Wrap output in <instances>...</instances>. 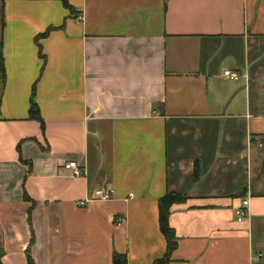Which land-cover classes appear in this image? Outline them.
<instances>
[{"label": "crops", "instance_id": "1", "mask_svg": "<svg viewBox=\"0 0 264 264\" xmlns=\"http://www.w3.org/2000/svg\"><path fill=\"white\" fill-rule=\"evenodd\" d=\"M67 2L0 0L3 263L153 264L174 192L169 264H264V0Z\"/></svg>", "mask_w": 264, "mask_h": 264}, {"label": "trees", "instance_id": "2", "mask_svg": "<svg viewBox=\"0 0 264 264\" xmlns=\"http://www.w3.org/2000/svg\"><path fill=\"white\" fill-rule=\"evenodd\" d=\"M70 10H73L72 7L69 6L67 0H62ZM52 28L48 29V32L51 31ZM0 70L5 77V67H4V55H3V42L0 40ZM30 118L36 120H42L40 116V111L38 105L34 101V96H32V100L29 108ZM200 177V170L198 165L195 167V178ZM186 200V196L179 193H168L163 196L159 200V225L162 234L164 235L167 247L164 256L160 259H157L153 264H169L171 260V255L173 251L177 248L178 239L175 233V230L170 225V210L171 207L176 203H183ZM5 256V249L3 243L0 240V264L3 263V258ZM26 264H34L33 259L30 256V249L27 250V263ZM113 264H128L127 257L125 254H121L118 252L113 253Z\"/></svg>", "mask_w": 264, "mask_h": 264}, {"label": "built area", "instance_id": "3", "mask_svg": "<svg viewBox=\"0 0 264 264\" xmlns=\"http://www.w3.org/2000/svg\"><path fill=\"white\" fill-rule=\"evenodd\" d=\"M223 75L225 78L232 79V80H237L240 77L238 72L232 71L230 69L225 70ZM64 167L66 169L72 170L73 176H82L84 174L82 168H80L79 164L75 161H70V162L66 163L64 165ZM112 194H113L112 188H108L106 190L100 189V190H97L95 192V198L107 200V199H110L112 197ZM86 202L87 201H81L78 204L80 206H84L86 204ZM235 213H236L237 219L239 221H242V220L248 218L250 215V213H249V199H243L242 205L236 209Z\"/></svg>", "mask_w": 264, "mask_h": 264}, {"label": "water", "instance_id": "4", "mask_svg": "<svg viewBox=\"0 0 264 264\" xmlns=\"http://www.w3.org/2000/svg\"><path fill=\"white\" fill-rule=\"evenodd\" d=\"M3 94H4V76L0 70V107L2 103Z\"/></svg>", "mask_w": 264, "mask_h": 264}]
</instances>
